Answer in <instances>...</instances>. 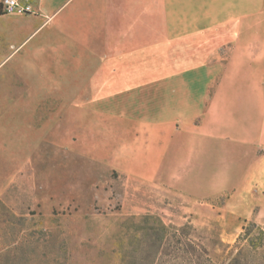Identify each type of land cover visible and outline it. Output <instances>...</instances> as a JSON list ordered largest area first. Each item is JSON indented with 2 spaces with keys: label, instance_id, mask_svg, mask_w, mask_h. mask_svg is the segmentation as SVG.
<instances>
[{
  "label": "crops",
  "instance_id": "0c3cea01",
  "mask_svg": "<svg viewBox=\"0 0 264 264\" xmlns=\"http://www.w3.org/2000/svg\"><path fill=\"white\" fill-rule=\"evenodd\" d=\"M33 9L0 14V108L25 109L20 154L110 133L129 157L118 172H175L176 183L246 171L257 157L264 20L251 18L264 0H35Z\"/></svg>",
  "mask_w": 264,
  "mask_h": 264
},
{
  "label": "rangeland",
  "instance_id": "374dc122",
  "mask_svg": "<svg viewBox=\"0 0 264 264\" xmlns=\"http://www.w3.org/2000/svg\"><path fill=\"white\" fill-rule=\"evenodd\" d=\"M250 30L253 43L258 29ZM24 110L0 108V264L165 263L149 229L185 224L217 261L247 222L264 227V144L246 171L204 173L212 179L201 183H176L175 172L149 180L117 171L129 157L115 153L110 133L61 136L58 149L44 143L20 154ZM156 245L163 251L166 242Z\"/></svg>",
  "mask_w": 264,
  "mask_h": 264
},
{
  "label": "trees",
  "instance_id": "16d2710c",
  "mask_svg": "<svg viewBox=\"0 0 264 264\" xmlns=\"http://www.w3.org/2000/svg\"><path fill=\"white\" fill-rule=\"evenodd\" d=\"M190 230L191 226L187 224L180 228L149 229L151 244L157 248L156 257L161 255L167 259L165 263L158 264H264V227L253 220L242 227L233 245L227 247L228 250L217 261L210 256L206 246L190 237ZM162 238L166 247L160 251L156 244Z\"/></svg>",
  "mask_w": 264,
  "mask_h": 264
},
{
  "label": "built area",
  "instance_id": "2783aa9c",
  "mask_svg": "<svg viewBox=\"0 0 264 264\" xmlns=\"http://www.w3.org/2000/svg\"><path fill=\"white\" fill-rule=\"evenodd\" d=\"M33 1L35 0H0V10L3 13H33Z\"/></svg>",
  "mask_w": 264,
  "mask_h": 264
}]
</instances>
